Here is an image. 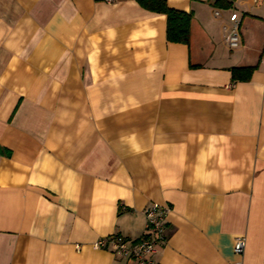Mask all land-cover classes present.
<instances>
[{
	"label": "crops",
	"instance_id": "obj_1",
	"mask_svg": "<svg viewBox=\"0 0 264 264\" xmlns=\"http://www.w3.org/2000/svg\"><path fill=\"white\" fill-rule=\"evenodd\" d=\"M166 2L188 44L135 0H0V264H137L94 243L152 203L153 264H264V0Z\"/></svg>",
	"mask_w": 264,
	"mask_h": 264
},
{
	"label": "built area",
	"instance_id": "obj_2",
	"mask_svg": "<svg viewBox=\"0 0 264 264\" xmlns=\"http://www.w3.org/2000/svg\"><path fill=\"white\" fill-rule=\"evenodd\" d=\"M112 3L114 0H104ZM231 28L226 34L225 40L230 48H235L240 44L239 20L236 13L230 14ZM168 207L152 203L143 210L146 220V234L133 241L122 239L119 236H108L100 238L94 243V247L112 251L120 256L126 257L129 261L137 264H153L152 255L158 250L159 246L165 243L166 227L165 216ZM245 246L244 237H236L233 252L241 255Z\"/></svg>",
	"mask_w": 264,
	"mask_h": 264
},
{
	"label": "trees",
	"instance_id": "obj_3",
	"mask_svg": "<svg viewBox=\"0 0 264 264\" xmlns=\"http://www.w3.org/2000/svg\"><path fill=\"white\" fill-rule=\"evenodd\" d=\"M143 9L157 14H164L166 17V40L173 43L188 44L189 28L192 14L170 8L166 0H135ZM210 5L219 9H229L233 0H208ZM264 54V46L261 55ZM261 57V56H260ZM194 67V66H192ZM258 63L250 66L231 67L232 82L248 81L252 73L257 69Z\"/></svg>",
	"mask_w": 264,
	"mask_h": 264
},
{
	"label": "rangeland",
	"instance_id": "obj_4",
	"mask_svg": "<svg viewBox=\"0 0 264 264\" xmlns=\"http://www.w3.org/2000/svg\"><path fill=\"white\" fill-rule=\"evenodd\" d=\"M240 35H241V32H240Z\"/></svg>",
	"mask_w": 264,
	"mask_h": 264
}]
</instances>
